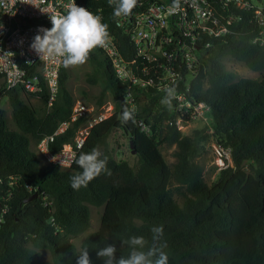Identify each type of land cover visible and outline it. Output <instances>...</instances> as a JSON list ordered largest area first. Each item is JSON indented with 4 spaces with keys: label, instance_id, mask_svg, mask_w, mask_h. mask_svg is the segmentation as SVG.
<instances>
[{
    "label": "trees",
    "instance_id": "1",
    "mask_svg": "<svg viewBox=\"0 0 264 264\" xmlns=\"http://www.w3.org/2000/svg\"><path fill=\"white\" fill-rule=\"evenodd\" d=\"M107 1L87 0L86 5L101 8L121 56L134 60L133 71L144 80L152 77V71L140 73L145 61L136 57L133 42L115 25L113 6ZM210 1L224 22L223 4ZM147 3L138 0L134 9ZM229 14L237 17L227 25L230 34L203 36L199 42L201 48L210 46L201 54L188 96L208 106L211 130H195L193 136L182 135L176 124L178 119L187 123L188 117L163 105L151 86L131 87L135 110H130L128 82L114 76L101 47L90 52L87 61L102 69L114 112L90 128L74 161L119 129L135 145L139 164L134 169L103 154L108 172L79 190L70 185V178L81 171L74 161L68 170L41 165L31 147L52 136L47 149L56 154L88 122L86 117L71 121L75 100L67 87V69L60 71L58 91L49 106L44 86L40 93L28 94L1 83L0 103L7 100L16 129L7 127L0 107V264H48L29 245L48 248L53 264H75L80 251L70 240L88 229V205L103 207L98 229L81 243V248L88 247L93 264H103L95 252L108 244H115L118 257H126L130 249L125 241L132 236L148 241L145 250L164 251L168 264H264V44L252 42L259 31L252 13L231 7ZM224 58L241 62L259 77H236L226 69ZM29 97L46 109L39 113ZM102 98L96 100L97 108ZM124 109L134 113L127 124L121 123ZM61 123L67 126L56 133ZM208 141L230 152V164L219 169L210 184L196 160L197 147ZM162 146H175L174 163L164 160ZM160 226L163 234L153 240L152 228Z\"/></svg>",
    "mask_w": 264,
    "mask_h": 264
},
{
    "label": "built area",
    "instance_id": "2",
    "mask_svg": "<svg viewBox=\"0 0 264 264\" xmlns=\"http://www.w3.org/2000/svg\"><path fill=\"white\" fill-rule=\"evenodd\" d=\"M86 1L75 0V3L101 16L104 23L101 8L87 7ZM147 1V5L141 10L134 9L129 16L115 17V25L133 42L136 57L144 59L145 64L140 73L145 75L152 71V77L144 80L133 71L131 66L134 60L127 62L121 56L113 37L108 46L101 47V50L107 56L114 76L128 82L126 96L130 110H135L130 94L132 86H151L154 93L162 99L166 94L165 89L175 84L176 96L172 101V109L186 115L188 122L200 118L209 108L203 101L196 102L188 96V84L197 76L204 48L210 46L206 43L201 48V38H218L230 34L227 25L237 19L229 14V8L233 7L252 13V18L259 24L258 37H254L252 42L264 44V0H218L227 13L224 22L210 0ZM72 2L73 0H0V24L3 25L0 29V81L5 89L20 88L25 93L38 94L44 86L48 94L47 104H51L58 91L62 60H40L31 50L30 44L37 29H50V17L66 15ZM107 4L110 5L109 0ZM113 112V104L110 102H104L92 112L89 107L76 101L72 106L71 121L86 117L88 122L79 128L74 140L64 144L56 154H51L47 149L52 136L42 139L36 148L46 164L68 170L90 128ZM181 123L180 119L176 121L177 125ZM66 126L67 123H61L56 133L62 132ZM141 128L145 129L143 125ZM216 151L218 170L227 167L230 164L229 149L217 146Z\"/></svg>",
    "mask_w": 264,
    "mask_h": 264
},
{
    "label": "clouds",
    "instance_id": "3",
    "mask_svg": "<svg viewBox=\"0 0 264 264\" xmlns=\"http://www.w3.org/2000/svg\"><path fill=\"white\" fill-rule=\"evenodd\" d=\"M113 6L114 17L129 16L137 6L138 0H109ZM102 17L86 8L78 6L73 0L66 15L50 17L52 27L38 28L30 44L31 50L40 60H55L60 58L64 68L82 66L89 59L90 52L96 47H107L111 39L108 25L102 22ZM3 25L0 24V29ZM176 85L165 89L161 103L169 109L176 96ZM134 120V113L124 109L121 123L127 124ZM102 152L93 148L90 152H81L75 163L81 171L70 178L72 189L79 190L102 173L108 172L107 159L101 158ZM153 240L163 234V226L152 228ZM125 243L130 251L128 255L117 256L115 244H108L95 252L96 258L103 264H168V255L157 248H147L148 241L143 236H132ZM155 257V259H153ZM75 264H93L87 246H83L76 258Z\"/></svg>",
    "mask_w": 264,
    "mask_h": 264
},
{
    "label": "rangeland",
    "instance_id": "4",
    "mask_svg": "<svg viewBox=\"0 0 264 264\" xmlns=\"http://www.w3.org/2000/svg\"><path fill=\"white\" fill-rule=\"evenodd\" d=\"M223 62L226 69L231 71L236 77L251 79H256L259 77L258 72L249 70L241 62L229 58H224ZM66 69L69 74L67 87L72 94L75 102H81L82 104L89 107L92 112L95 111L96 100L101 96L103 97L102 99L106 104H109V102L111 103L109 93L105 90V78L102 74V69L97 64L87 61L82 66H70ZM1 83L2 82L0 81V85ZM28 102L31 103L39 113L46 109L36 97H29ZM0 107L5 110L7 127L11 130H15L16 128L10 115V108L5 98L1 100ZM210 124L211 119L209 116V111H206L204 112V115L202 117L193 119L192 121L187 123H181L178 125V128L182 135L193 136L195 130L204 129L206 131H210ZM31 147L36 152L40 164H46L44 158L41 156L36 146L32 144ZM216 147L217 146L212 141L201 143L197 147V151L199 154L196 160L202 166L203 176L208 184H210L215 179L216 173L218 171V154L216 151ZM97 148L102 152V154H108L116 161H126L134 169L139 164L138 156L137 154L131 153L129 139L122 132V130L117 129L110 133L105 139L104 143L97 146ZM174 149L175 146L161 147V154L168 164H172L175 162V157L173 156ZM175 198L178 203L181 202V199L178 196H176ZM88 208V229L70 240L77 251H80L81 243L84 240L85 236L91 232L96 231L99 227L100 216L103 207L88 205ZM29 246L30 248H33L34 250L39 252L42 261L48 264H53L51 252L48 248H35L32 245Z\"/></svg>",
    "mask_w": 264,
    "mask_h": 264
},
{
    "label": "water",
    "instance_id": "5",
    "mask_svg": "<svg viewBox=\"0 0 264 264\" xmlns=\"http://www.w3.org/2000/svg\"><path fill=\"white\" fill-rule=\"evenodd\" d=\"M129 145H130V149H131V153L132 154H137V150L135 148V145L133 144L132 140H129ZM35 195L31 196L30 198L26 199V201L30 200L31 198H33Z\"/></svg>",
    "mask_w": 264,
    "mask_h": 264
}]
</instances>
